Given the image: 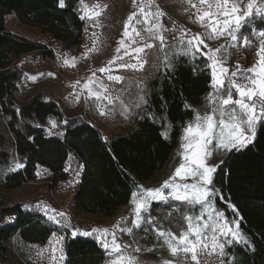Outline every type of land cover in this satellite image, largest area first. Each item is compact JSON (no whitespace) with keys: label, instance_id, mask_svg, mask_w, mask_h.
Returning a JSON list of instances; mask_svg holds the SVG:
<instances>
[{"label":"rangeland","instance_id":"rangeland-1","mask_svg":"<svg viewBox=\"0 0 264 264\" xmlns=\"http://www.w3.org/2000/svg\"><path fill=\"white\" fill-rule=\"evenodd\" d=\"M220 2L221 8H217V0H207L203 4L201 0H80L78 10L85 21V28L82 48L77 53L62 49L61 43L53 35L43 32L39 25L29 23L12 13L7 19V28L11 32L46 44L54 51L52 58H44L37 52H32L15 60L14 65L21 70L16 101L27 103L36 95L44 94L46 99L59 104L63 119L58 120L53 116L48 118L44 125L47 136L63 138L67 120L79 118L97 127L103 138L110 141L132 131L135 118L147 111L152 91L151 82L160 71L171 68L181 56L192 60L203 57L210 68L212 89L203 103L195 107V117L186 126L195 123L197 116L213 115V109L216 108L217 128L214 131L218 135L221 110L227 113L235 107L239 115L237 105L221 108L220 98H227V90L230 89L233 100L240 99L236 89L232 87L233 81L241 86L251 87L250 81L245 77L253 74L247 70L257 64L260 58L257 52L261 42H264V37L258 35L264 29V15L255 11L257 8L264 9V0H229L227 5H223L222 0ZM249 2L253 3V15L242 21V26L234 32L237 40H233L229 35V30L232 29H223V21L232 20L233 17H224L222 9H230L235 4L240 9L238 14L243 15ZM141 7L144 8V13L140 12ZM101 8L103 11L99 16L92 15ZM133 12L136 15L129 20ZM157 12L163 13L159 16V30L154 27ZM204 12L210 15L198 20L197 17L203 16ZM126 25L128 36L124 35ZM213 27L223 31V34L212 33ZM147 28H152L156 37L149 34ZM197 35L199 39L193 40ZM159 36L164 37L163 44ZM245 37L250 43H244ZM121 40L124 41L123 45ZM189 40L193 41L191 45L187 43ZM200 40H203V44H199ZM146 44L153 47L145 48ZM197 44L199 48L196 47ZM136 48L145 50L138 54L134 51ZM132 64L137 67H127ZM101 68L106 70L101 72ZM221 69L225 71L221 72ZM214 71L219 79L225 81L219 97L213 79ZM233 73L236 75L233 76ZM110 76L121 79H109ZM92 93L99 94L101 99L97 100ZM141 96L143 102L140 100ZM108 100L112 103L109 104ZM245 100L248 102L247 98ZM259 110L258 105V114ZM102 111L104 115H101ZM156 118L164 136L169 137L171 123L166 115H158ZM224 118L227 120V115ZM261 120H264V116L251 129L244 128V134L252 137L250 143L254 140L256 126ZM1 121L4 123L3 118ZM52 121H55V127ZM184 128L169 159L134 191L138 200L145 195L143 190L148 189H160L165 198L148 200L147 211L141 215L144 221L151 219L152 223L142 222L139 228H133L131 234L120 229L133 226L135 205L132 197L127 204L117 207L110 214L79 211L73 206L72 199L78 190L83 171L82 163L74 153H70L65 162L64 179L59 180L49 168L37 164L36 177L16 188L7 187V176L23 169L26 160L15 155L8 164L0 166L1 203L5 206L21 204L24 210L40 215L53 228L45 242L26 241L19 235L11 237L0 253V264H66L65 245L69 239L79 236L97 241L107 255L103 264H111L116 253L111 251L113 236L109 233H114L116 243L122 246L124 255L135 257L136 264H164L165 261H171V264H223L226 248L242 242L244 237L240 226L237 229V215L228 217L216 203L217 192L212 185L215 171L209 174L211 184L205 186L212 193L208 202L197 201L191 188L187 190L190 198L188 201L174 198L176 194L184 195L185 190L183 187L174 188L173 185L203 183L199 177L187 174L175 176L181 163L189 167L183 159L185 150L181 147L183 143H188L182 139ZM217 143V139H212L207 145L208 155L203 157L206 166L214 167L215 170L229 153V150L218 147ZM18 165L23 167H17ZM166 181L169 187H164ZM217 213H222L223 218L218 217ZM186 216L192 217L193 227L201 230L202 243L197 248V261L191 259V253L178 251L173 256L163 238H159L153 230L155 227L180 236L181 232H189ZM197 217L201 219L197 221ZM13 220L7 217L3 223ZM217 221L227 222L233 231H238L243 240L233 239L230 233L225 237L220 234L219 229L213 232L212 228ZM103 229H108L109 233H104ZM73 232L77 234L73 236ZM213 235L217 237V244H224L223 255L218 247L213 250ZM189 238L195 240V235L190 233ZM227 240H232V243L228 244ZM105 243L109 245L108 249L104 247ZM205 244L208 245L207 248L204 247ZM137 248L139 251H135Z\"/></svg>","mask_w":264,"mask_h":264},{"label":"trees","instance_id":"trees-1","mask_svg":"<svg viewBox=\"0 0 264 264\" xmlns=\"http://www.w3.org/2000/svg\"><path fill=\"white\" fill-rule=\"evenodd\" d=\"M79 2L64 0L61 6L60 0H0V166L15 155L26 160L23 169L7 176V187L16 188L36 177L37 164L64 179L65 162L74 153L83 163V171L73 206L79 211L110 214L127 204L140 183L169 159L183 128L195 117V107L210 93L212 77L205 58L181 56L151 82L147 111L135 118L128 134L106 141L94 125L71 118L63 138L47 136L44 125L48 118L62 120L63 112L44 94L18 103L21 70L14 64L27 53L52 58L54 51L11 32L7 19L15 13L53 35L62 49L77 53L85 28ZM163 114L171 123L169 137L164 136L156 118ZM212 185L217 205L228 217L237 215L244 237L226 248L223 264H264V120L257 124L252 143L230 150L218 164ZM7 217L14 220L3 223ZM52 232L40 215L24 210L21 204L5 206L0 200V253L15 235L45 242ZM65 255L66 264H103L107 259L97 241L80 236L67 241Z\"/></svg>","mask_w":264,"mask_h":264},{"label":"snow or ice","instance_id":"snow-or-ice-1","mask_svg":"<svg viewBox=\"0 0 264 264\" xmlns=\"http://www.w3.org/2000/svg\"><path fill=\"white\" fill-rule=\"evenodd\" d=\"M207 0H201V3H206ZM223 5L229 4V0H222ZM61 6L64 5V0H60ZM97 7H99L97 5ZM194 7V5H193ZM217 8H221V2L220 0H217ZM103 9L101 8L99 11H95L92 13L94 16H99ZM256 13L264 15V9L257 8L255 9ZM141 13H144V8L141 7L140 9ZM240 9L233 4L230 9H222V14L224 17H233L232 20L225 19L223 21V29L229 30V35L233 40H237V35L234 34L236 30H238L242 26V21L246 20L247 18L251 17L253 15V3L249 2L247 4V11L243 13V15H239ZM136 13L133 12L129 16V20L132 19L133 16H135ZM147 16V14H145ZM163 15V13L157 12L156 14V24L154 27L159 30V16ZM210 13L204 12L203 16H198V20H203L205 17H208ZM83 18V17H82ZM235 26L233 29L232 26ZM126 31L124 33L125 36H128L127 32V25L125 26ZM149 34H151L153 37H156V33L153 32L152 28L146 29ZM211 32L214 34H223V31L220 29H217L216 27H213L211 29ZM259 36L264 37V29L260 30L258 33ZM161 43L163 44L164 37L159 36L158 37ZM199 39V36L193 37V40ZM124 41L121 40V44L123 45ZM189 45L193 43L192 40H189L187 42ZM244 43L248 44L250 43L247 39V37L244 38ZM199 44H203V40L199 41ZM199 44L196 45L197 48H199ZM153 45L146 44L145 48H151ZM145 48H136L134 51L136 53H142L144 52ZM216 51H219L217 49ZM257 55L260 57L257 61V64L254 65L252 68L248 69L247 72L252 73L253 76H247L245 77L250 81L251 87L248 85L241 86L239 84H236L235 81L232 82V87L236 89L237 94L239 95L240 99L233 100L232 92L230 89L227 90V98H220V105L221 108L223 106L228 105H237L239 107V115H237V110L235 107L231 108L230 111L225 113V111H220V119L218 121V124L220 126V131L218 135L215 133V129L217 128V122H215V113L217 111L216 108L213 109V115H206L204 117L197 116L195 118V123H189L184 128V135L182 137L183 140L188 141V143H183L181 147L185 150V154L183 155V159L189 167H186L185 163H181L180 166L176 169L175 176H182V174L191 175L193 177H199L203 183L197 185H183V186H177L173 185L174 188L183 187L185 190L184 195L176 194L174 195L175 199L181 200V201H188L190 198L187 194V190L189 188L194 190V196L197 201H204L208 202V197L212 194L210 190H208L205 186L208 184H211V179L209 174L213 171H215L214 167H208L205 164L204 156L208 155L207 152V145L211 143L212 139H217V146L222 147L227 150H231L232 148H240L245 147L247 143H250L252 140V137L246 136L244 134V128L247 127L249 129L252 128V126L260 119V117L264 116V42H261L260 48L258 49ZM211 59V57H210ZM165 63L167 64V59H165ZM74 66V65H73ZM170 67V65H168ZM127 67H131L135 69L137 67L136 64L128 65ZM140 67H143V63L140 64ZM106 69L101 68L100 71L104 72ZM225 71L224 69H221V72ZM233 76L236 74L233 73ZM109 79H116L120 80L121 77H109ZM213 79L214 83L217 89V96L219 97V93L222 89H224L225 81L222 79H219L217 77L215 71L213 72ZM87 87V85H85ZM92 95L96 96L97 100L101 99L99 94L92 93ZM257 99H253V98ZM247 98V101L245 100ZM79 99V97H77ZM141 102H143V97H140ZM108 103L111 104L112 101L108 100ZM259 105V114L257 113V106ZM101 115H104L103 111L101 112ZM227 115L228 119L226 120L224 117ZM53 127H55V121L51 122ZM166 135V134H165ZM17 167H23V165H18ZM175 176L173 179H175ZM164 187H169L168 182H165ZM145 192V195L142 196L139 200L137 199V193H132V203L135 205L134 213H135V219L133 221L132 227L127 228H121V231H125L128 234H131L133 231V228H139L142 222L152 223L151 219L148 221H144L143 216L141 215L142 212L147 211V205L148 200L150 198L152 199H164L165 197L162 195L160 189H148L143 190ZM234 207V206H233ZM63 215V213H61ZM217 216L221 219L223 218L222 213H217ZM52 219L55 220V217H52ZM197 221H199L201 218L197 217ZM211 219V217H210ZM185 220L188 221V229L189 232H181L180 236H176L174 233L171 232H165L160 231L156 229L155 227L153 230L156 232L157 236L159 238H163L165 245L168 247L169 251L172 253L173 256H175L178 251L183 252L185 254L191 253V259L193 261H197V248L202 243L200 237H201V230L199 227L194 228L191 221L192 217H185ZM59 223V221H56ZM207 227V225H205ZM239 225L237 223V229ZM217 229H219L220 234L224 235L225 237L230 233L233 239H236L237 241L243 240V237L239 235L238 231H233L232 228L229 226L227 222L220 223L217 221V223L213 226L212 231L215 232ZM104 233H109L108 229L102 230ZM193 234L195 235V240H192L189 238V235ZM77 233L73 232L72 235L75 236ZM91 233H85V235H90ZM113 236L112 241V247L111 251L116 253L115 257L111 260V264H136L135 257L124 255L122 252V246L118 243H116V238L114 233H109ZM217 237L216 235L212 236V248L215 251V249L218 247L220 249V254L223 255V248L224 244H217ZM228 244L232 243V240H227ZM104 247L106 249L109 248V245L107 243L104 244ZM126 247V246H124ZM205 248L208 247L207 244L204 245ZM135 251H139V248L135 249ZM63 258V257H62ZM164 264H171V261H165Z\"/></svg>","mask_w":264,"mask_h":264},{"label":"built area","instance_id":"built-area-1","mask_svg":"<svg viewBox=\"0 0 264 264\" xmlns=\"http://www.w3.org/2000/svg\"><path fill=\"white\" fill-rule=\"evenodd\" d=\"M82 166H83V163H82ZM76 194V193H75Z\"/></svg>","mask_w":264,"mask_h":264}]
</instances>
